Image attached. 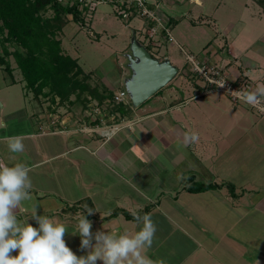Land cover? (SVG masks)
Returning <instances> with one entry per match:
<instances>
[{"label": "crops", "instance_id": "obj_1", "mask_svg": "<svg viewBox=\"0 0 264 264\" xmlns=\"http://www.w3.org/2000/svg\"><path fill=\"white\" fill-rule=\"evenodd\" d=\"M206 1L151 3L174 40L160 29L155 38L161 48L176 45L184 53L198 54L203 62L223 67L232 81L245 77L256 87L264 84V30L259 19H252L251 27L242 22V15L228 13L240 9L227 5L229 0H210L216 7L209 12L204 9ZM185 4L207 13L203 10L198 18L187 21L185 16L192 10L187 9L184 16L173 11L176 5L183 8ZM209 24L215 28L212 34L203 26ZM6 49L13 52L15 46L5 45L0 36V122L7 125L0 127V163H24L31 169L32 181L33 199L16 210L19 219L38 227L31 217L36 209L37 215L66 224L68 247L77 256H86L88 250L81 249L79 234L71 233L85 211L87 198L95 210L89 219L93 233L116 230L134 234L142 225L137 226L123 212L133 216L149 208L157 231L146 255L158 258V264L160 260L186 264L191 257L195 258L193 264L205 254L213 259L225 257L226 264H232L233 255V264H247L248 247L235 235L249 215H258V223L264 224L263 114L220 93L204 94V85L184 80L169 84L165 88L171 92L162 90L133 110L126 121L118 120L109 135L99 132L103 127L99 122L95 133L81 132L67 118L57 116L58 102L48 101L52 107H45V99L32 100L24 92L21 70L13 56H6ZM160 55L162 60L168 58L162 51ZM169 59L179 68L180 61ZM184 63L190 69L186 60ZM179 76L184 79L181 72ZM121 85L124 87L123 82ZM193 132L199 140L186 141L185 134ZM16 135L24 138L23 153L8 150L4 137ZM258 170L262 171L259 176L255 174ZM190 177L220 187L190 193L186 189ZM228 184L234 186L235 195L230 194ZM207 202L217 205L209 222L200 205Z\"/></svg>", "mask_w": 264, "mask_h": 264}, {"label": "rangeland", "instance_id": "obj_2", "mask_svg": "<svg viewBox=\"0 0 264 264\" xmlns=\"http://www.w3.org/2000/svg\"><path fill=\"white\" fill-rule=\"evenodd\" d=\"M148 1L150 2L149 6L151 10H154L152 4H156L158 0H148ZM259 1L260 3L255 0H229V2H227V5L237 6L234 8H240V9L237 10L233 9L234 11L228 13L229 14L233 13L236 16H240V17L242 15L243 16L242 22L244 23L246 22V24H251V27L252 25L254 26L253 23V20H255L254 18H258L259 19L258 22H260L259 23L260 28L261 30H264V0H259ZM62 2L64 4H73L74 0H62ZM180 6L181 5L178 6L176 5V7L173 10L174 12H176V14H179L180 16H184L187 9L192 10V13L188 14L189 16H185V19L187 21H190L191 19L194 18H198L200 15H202V11L204 9L207 12H209V9H211V7L213 6L214 8L216 7L215 3L211 2L210 0L206 1V6L204 7V9L197 8L198 6L195 5L190 6L188 4H185L183 8ZM246 7L248 8V10H245ZM161 8L165 10L167 9V7H165L164 4L161 5ZM205 10L203 13H207L205 12ZM154 13H158V12L154 10ZM47 14L50 15L52 14V12H49ZM89 14L90 13H88L86 17L87 23L85 24V26H81L80 24L73 22L71 16H69L70 23L63 30L62 34L60 35V38L63 41V47L65 52H67V54H69L73 58L79 60V63L81 67L84 69V71L88 74H91L92 80L90 81V84L92 86H98L102 94H108L109 93L108 90L113 92H118L122 88L125 89L124 87H122L121 83L125 78H128L132 74L131 69L128 66L129 62L126 55L130 52V45L133 36L138 31L140 32V34L138 35L137 33V37L141 39L142 43L145 46L147 47L149 46L150 52L156 58H158L157 57L158 55L159 56L158 59L162 61V57L160 55V52L162 51L164 52L166 57L168 58L171 57L172 59L181 62L179 64V68L184 79L178 76L172 83L182 84V82L185 80V83L195 84L199 81L197 78L193 76L194 74L192 72V68L190 64L187 63V65L190 66V69L189 67H186L184 65L185 60L187 61L188 55L190 59H192L193 61H198L203 63V61L199 59V55L196 53H184L176 45L167 44L164 45L163 48H161L162 44L157 42V39L155 38L156 36L155 33L153 38L149 37L153 32V29L151 28L156 27L157 24L149 21H145L140 18L124 20L118 16L115 10V6L113 4L107 1L105 2L103 0L98 2L95 11H93L90 14V16ZM158 15L159 14H157V16ZM160 19H161L160 21H163L165 23V19L161 17ZM142 26L145 27H143L142 29L141 28ZM203 26L205 28H209L210 34L214 33L215 31L214 26H210V24ZM186 49L188 48L186 47ZM186 51H189V49ZM21 74H19V76ZM225 75L228 76L226 72ZM21 76H23V74ZM252 82L253 81H251V83ZM198 83L201 84V82ZM110 86L112 87L111 88L112 90L109 89ZM22 87L24 92L28 93L29 97L33 100V98H35V95L32 92V90L29 87H27L25 81ZM251 89H252L251 91L256 89V86L253 83ZM163 90H167V89L164 88ZM171 91L172 89H168L165 92H171ZM41 99L43 98H39V100ZM44 99H45L44 100L45 107L46 106L52 107L48 105V101H52V98H44ZM72 100L76 101V98L72 97ZM85 100L87 101L89 100V102L91 103H89V105L88 104L86 105ZM128 101L129 104L132 103L130 97L128 98ZM98 103H99L98 100L93 99V97L85 96L82 101L79 102L76 101V103L73 105L72 104L64 105V106L57 105L55 110L57 116L67 118L66 120L73 125L72 127L73 129H76L81 132L86 131V132L95 133L96 131L95 128H100L99 123H102L103 127L99 129V132L106 135H109L110 132H113L115 130L113 129V127H115L114 125L116 122H119L118 120L126 121V119L130 117V115L127 117H123L121 113L115 115L111 111L115 107L109 106L108 104L99 107ZM132 109L133 110L136 109L134 108L133 104H132ZM70 116L71 118H69ZM61 122L63 123V121ZM260 172L262 171L258 170L256 171L255 174L259 176ZM262 174L264 176V172H262ZM263 190L264 188L261 190V192ZM204 204L205 203H200V205L203 208V216H205L204 218L208 219L207 222H209V219L211 220V218L213 217L212 208L217 205L213 204V202H207L206 205ZM249 206H251V203H249ZM220 208L221 210H224L222 208V204ZM215 213L218 216L216 211ZM246 218L241 222V225L237 230L239 231V234H236L235 236L239 237L248 247L247 264L248 263L264 264V229L261 230L264 224H262L263 222L258 223L259 222L258 215H249ZM248 224L252 225L253 228L250 227L246 228V225ZM242 228H246V229L241 231ZM240 232L242 233L240 234ZM233 259L234 256L232 255V260H231L232 264H233ZM194 260L195 258L191 257L189 261H186V264H192ZM217 260L222 261V264H226L227 261L225 257H223V259L222 258L213 259L212 256L205 254L200 258L199 262H194L193 264H221ZM153 261L155 262V264H158V258L154 259Z\"/></svg>", "mask_w": 264, "mask_h": 264}, {"label": "clouds", "instance_id": "obj_3", "mask_svg": "<svg viewBox=\"0 0 264 264\" xmlns=\"http://www.w3.org/2000/svg\"><path fill=\"white\" fill-rule=\"evenodd\" d=\"M243 102L257 107L264 97V84L257 85L253 91H235ZM264 110V108H261ZM0 127H7L0 122ZM10 153H23V136L4 137ZM185 140L197 142L198 133L185 134ZM31 169L24 163L8 166L0 163V264H155L146 255L152 247L157 226L150 214L133 213L137 226L142 225L134 234L116 230L92 232V222L84 212L79 214L72 235L79 234L81 249H87L86 256H77L68 247L64 237L68 231L66 224L54 221L45 215H37L34 209L32 218L38 227H33L27 220L18 218L16 210L23 202L33 199ZM182 179V177H178ZM88 215L95 211L84 205ZM94 241V243H93ZM16 252V255H12ZM159 264H163L160 261Z\"/></svg>", "mask_w": 264, "mask_h": 264}, {"label": "trees", "instance_id": "obj_4", "mask_svg": "<svg viewBox=\"0 0 264 264\" xmlns=\"http://www.w3.org/2000/svg\"><path fill=\"white\" fill-rule=\"evenodd\" d=\"M255 1L260 3L259 0ZM89 11V6L80 0H74L73 4H64L62 0H0V36L5 45L15 46L13 52L6 49V56L15 58L27 87L37 99L52 98L59 106H64L73 105L76 101H82L85 96H90L98 100L99 107L108 104L115 107L111 110L113 114L121 113L123 117H127L133 111V103L116 104V92L110 90L108 94H102L98 86L90 84L91 74L83 70L79 60L64 50L60 35L70 23L69 16L73 22L85 26ZM49 12L52 14L48 15ZM147 48L150 51L149 46ZM3 63L7 71H10L5 59ZM85 101L86 105L91 103L89 100ZM188 183L186 189L190 193H205L220 187L218 184L196 182L194 177H190ZM228 189L235 195L232 184H228ZM85 203L94 209L91 199L87 198ZM149 212L150 209L147 208L140 215ZM123 213L127 219L134 220L127 212ZM84 214L88 219L92 218L86 211Z\"/></svg>", "mask_w": 264, "mask_h": 264}, {"label": "built area", "instance_id": "obj_5", "mask_svg": "<svg viewBox=\"0 0 264 264\" xmlns=\"http://www.w3.org/2000/svg\"><path fill=\"white\" fill-rule=\"evenodd\" d=\"M83 4L89 6L91 14L93 11H95L96 6L99 1L102 0H80ZM107 1L115 6L116 13L119 17H121L124 20H129L133 18H140L145 21H149L152 23L157 24L156 27H152L153 29L152 34L149 36L150 38H153V36L157 33L160 29L162 31H165L169 40L172 42L173 38L171 36L170 31L166 28L165 23L163 21H160V17L157 16V13H154V10H151L149 6L148 0H103ZM95 2V3H94ZM89 14V16H90ZM88 15V14H87ZM155 33V34H154ZM187 63L190 64L193 72V76L197 78L201 82L202 85H204V94L209 92H217L222 95L228 96L231 98L234 102H243L241 98H238L235 95V91L241 90V91H251L252 83L248 78H241L239 81H232L228 76L225 75L224 69L217 65V64H210L206 62H198L193 61L190 59L189 55L187 56ZM129 94L127 91L120 90L116 92L114 96V102L116 104L121 103H129L128 101ZM261 105L257 107H253L252 105H249L253 110H255L259 114H263L264 110H261V108H264V98H261Z\"/></svg>", "mask_w": 264, "mask_h": 264}, {"label": "water", "instance_id": "obj_6", "mask_svg": "<svg viewBox=\"0 0 264 264\" xmlns=\"http://www.w3.org/2000/svg\"><path fill=\"white\" fill-rule=\"evenodd\" d=\"M132 74L123 80V85L134 108L141 107L157 93L172 83L180 69L169 58H156L135 33L126 55Z\"/></svg>", "mask_w": 264, "mask_h": 264}]
</instances>
